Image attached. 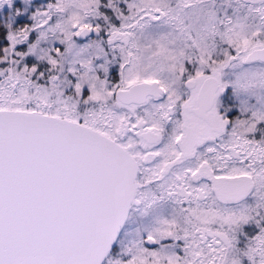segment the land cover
I'll return each instance as SVG.
<instances>
[{
	"label": "snow or ice",
	"instance_id": "1",
	"mask_svg": "<svg viewBox=\"0 0 264 264\" xmlns=\"http://www.w3.org/2000/svg\"><path fill=\"white\" fill-rule=\"evenodd\" d=\"M0 264H264V0H0Z\"/></svg>",
	"mask_w": 264,
	"mask_h": 264
}]
</instances>
